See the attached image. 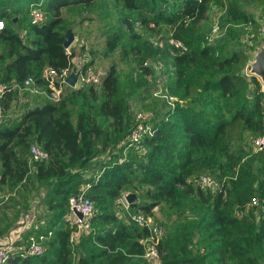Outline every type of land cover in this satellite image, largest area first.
<instances>
[{
  "label": "trees",
  "instance_id": "trees-1",
  "mask_svg": "<svg viewBox=\"0 0 264 264\" xmlns=\"http://www.w3.org/2000/svg\"><path fill=\"white\" fill-rule=\"evenodd\" d=\"M42 1L44 18L31 24L19 0H0L4 21L0 83L21 87L32 77L47 94L43 70L59 71L73 57L72 48L63 46L69 28L63 9L94 0ZM257 1L264 14V0ZM101 2H109L118 12L116 30L106 40V55L119 47L124 58L132 57L135 71L147 59L160 58L166 67L171 63L173 87L168 91L181 102L164 114L156 113L152 133H144L124 157L121 144H128L132 125L114 65L99 84L65 86L58 101L47 98L22 110L17 120L0 123V184L7 178L21 182L32 171L46 189L50 216L43 228L53 234L42 254L23 256L25 248H19L3 264H150L143 257L148 229L130 221L117 202L125 192H137L141 199L129 205L134 211L150 216L163 203L175 211L176 231L164 226L159 243L160 264H264V209L250 202L253 196L264 198V147L255 152L251 144H242L247 135L251 139L263 133L259 106L263 92L256 76L242 74L252 53L240 46V33L228 27L224 40L210 43L204 25L211 8H220L225 21L241 24L245 34L257 36L254 17L236 0ZM137 24L150 34L166 28L186 50L172 55L171 49L178 50L168 38L162 47L154 46L135 31ZM125 88L152 91L142 73L136 78L130 74ZM17 90L0 98L4 112ZM203 97L210 98L217 110L202 108ZM95 116L109 119L112 132L100 128ZM31 144L45 150L49 159L30 161ZM203 175L214 177L221 186L200 185ZM87 184L85 194L96 214L89 230L71 242L76 224L69 216L68 199ZM137 185L145 190H137ZM204 235L210 242L202 247Z\"/></svg>",
  "mask_w": 264,
  "mask_h": 264
},
{
  "label": "rangeland",
  "instance_id": "rangeland-1",
  "mask_svg": "<svg viewBox=\"0 0 264 264\" xmlns=\"http://www.w3.org/2000/svg\"><path fill=\"white\" fill-rule=\"evenodd\" d=\"M236 1L241 9H243L249 16L254 17L259 35L253 36L245 34V27L243 25L225 21L223 17L224 11L220 8L214 7L211 8L209 18L204 24L206 27L205 29L207 30L206 37L209 36V39L207 40L210 41V43H219L225 39V36H227V28L232 27L241 35L240 46L251 52L253 55L258 49V46L263 44L264 40L263 8L257 0ZM93 3L94 4L91 5H77L72 8L63 9L62 14L64 16V21L69 26L68 29L73 32L74 36L73 42L70 45L73 50V64H80L82 60L83 62H89L93 68L102 74V77L105 75L109 67L114 65L117 70L121 96L124 97V100L127 101V105L129 106L128 114L131 120V127L136 123V114L138 112H143L146 116L145 123L148 128L151 129L153 126L151 118L155 116L156 113L164 114L167 110H172V108L175 107L176 102H181L176 95H172L175 98L173 101L168 98V95H171L168 88L170 90V88L173 87L171 84L172 77L166 70L165 79L160 83H157V80H154L153 78L148 79L149 81L144 78L152 87V91L150 88L149 90L139 88L138 90L131 92L130 89L125 88L126 79L130 74L136 78L134 70L136 67L135 62L132 57L124 58L119 47L112 53L107 55L105 53L106 40L108 36L116 30V26L118 25V12H116L114 8H111L112 6L109 2L107 5H104L101 0H94ZM19 4L24 9L25 13L28 12L27 15L29 18L30 10L36 5L29 4L26 0H19ZM37 7H39V9L43 7L42 0ZM214 27H217V30L213 31ZM135 31L142 37L147 38L154 45H158L160 42L164 43L165 39L169 37V32L166 28L162 29L159 34H150L146 29L137 24ZM0 52H2L1 44ZM159 73L161 75L164 74V70H159ZM257 79L260 83V89H263V82L259 77H257ZM128 93L131 95L126 96L125 94ZM13 97V100H9L10 109H7L4 113L3 118L0 119V123L17 120L16 118L22 110L43 103L47 101L48 98L45 92L30 93L29 91L21 90L20 88H18L17 93ZM96 103L97 101L95 103L92 102V104ZM200 106L202 108L217 110L216 104L208 97H203L201 99ZM94 121L106 132H112L111 127L109 126V119L106 120L101 116H95ZM248 143H252V138L249 139V136L247 135L242 144ZM121 145H125L124 150L121 153L123 157L130 154L127 151L129 148H135L134 145ZM235 149L236 146H233V150ZM105 154L106 153L101 154L99 159L105 157ZM134 154H137V152ZM99 159L95 161L97 162ZM89 176L90 172L85 174V177ZM88 186V184L82 186L81 190L85 189L86 193ZM136 188L137 190H145L143 185H137ZM135 193L137 194V192ZM45 198L46 189L41 181L35 180L32 171L28 172L26 179L21 182H16L14 179L7 178L5 183L0 184V235L9 234V236H12L11 239H14L13 236L19 238L17 241L11 243V252L9 256L13 252L20 250L19 248H25L28 245L30 236L38 238L43 235L44 238L41 239V245L44 250L48 249V243L53 239V234L46 233L45 228H43L45 221L50 216L47 203H45ZM131 211H134V209H131ZM149 217L155 225L162 226L164 232L165 227L169 228L168 230H171L172 233L176 231L174 223L175 211L169 208L165 203L155 207L152 210V215ZM22 228H24L23 231H20V233L16 235L18 231L16 232L15 230H21ZM39 229L43 230L41 232H45L46 234H38ZM32 232L36 234H31ZM209 242L210 240L207 239L205 235L201 238L202 247L208 245ZM14 244H16V247H14Z\"/></svg>",
  "mask_w": 264,
  "mask_h": 264
},
{
  "label": "built area",
  "instance_id": "built-area-1",
  "mask_svg": "<svg viewBox=\"0 0 264 264\" xmlns=\"http://www.w3.org/2000/svg\"><path fill=\"white\" fill-rule=\"evenodd\" d=\"M37 6L38 5L33 7L29 12V21L31 24L38 23L44 18L43 12ZM3 28L4 21L0 20V30H2ZM215 30H217V27L213 28V31ZM206 38L209 39V36ZM167 41L172 48H176L178 50L175 51L171 49L170 52L172 55H175L176 52L181 53L186 50V47L181 42L174 40L171 37H168ZM154 46L162 47L163 43L160 42L158 45ZM251 61L252 56L242 69V74L246 77L254 76L250 72ZM86 64L87 62H83V60L80 64H73V60H71L68 66L59 71L52 67L45 68L42 72V78L44 79L46 87L49 90V92H47L48 98L52 101L59 100L63 88L65 86H69L66 82V79L71 73H74L75 75L73 87L99 84L102 80V74L95 68H93L92 65ZM143 67L148 68L149 71L143 72ZM161 69L164 70V74L162 75L159 73V70ZM173 69V65L168 64V66L166 67L164 62L160 58H154L145 60L143 64H141L139 69L135 71V73L136 77L138 74L142 73L143 78H145L147 81H149L148 79L153 78L154 80H157V83H160L165 79L166 70L168 74L172 75ZM16 88L29 91L30 93L44 92L41 87L35 84V80L32 77H28L21 87H19L17 84L10 85L7 83H0V98H3L7 92ZM261 92H263V96L259 101V106L261 120L263 122V133L255 138H252L251 145L255 152L261 150L264 147V88L261 89ZM168 98H170L172 101L173 99L175 100V98L171 95H168ZM4 113L5 112L3 110V107L0 105V119L3 118ZM145 117L146 116L143 112H138L136 114V123L132 127L127 137L128 146L138 144L141 141L144 133L149 135L152 133V130L148 128L147 124L145 123ZM29 159L30 161H47L49 159V154L37 144H31L29 146ZM199 184L204 187L213 188H219L221 186L219 181L210 175L201 176L199 178ZM124 195L125 193H123L121 197L117 199V202L124 208L127 218L139 226L146 227L149 231L148 237L143 240V244L145 246L143 257L148 260L150 264H160L161 252L159 250V243L162 240L164 228L162 226L155 225L149 215H146L141 211H130L129 205H127V203L125 202ZM250 202L251 205L264 209V198L253 196L251 197ZM68 204L69 216L76 224V229L70 237L71 242H74L81 231L89 230V221L96 214V207L91 199L86 196L85 189H82L81 192L76 195H71L68 199ZM74 210L79 211L82 214V219H79L75 215ZM11 237L12 236H9V234L0 235V264H3L9 258V254L11 252V243H13ZM42 238H44L43 235L38 238H35V236H30L28 245L25 247L24 252L21 254L23 256H26L27 254H42L44 252V249L41 245Z\"/></svg>",
  "mask_w": 264,
  "mask_h": 264
},
{
  "label": "water",
  "instance_id": "water-1",
  "mask_svg": "<svg viewBox=\"0 0 264 264\" xmlns=\"http://www.w3.org/2000/svg\"><path fill=\"white\" fill-rule=\"evenodd\" d=\"M73 39V32L70 29L66 30L63 42L64 48H69L73 42ZM250 72L252 75L259 77L264 84V40L263 44H260L256 52L252 55ZM74 79V73L69 74L66 79V82L69 86H74ZM124 199L127 205L134 204L138 201V197L134 192H126L124 195ZM74 213L79 219H82V214L79 211L74 210Z\"/></svg>",
  "mask_w": 264,
  "mask_h": 264
},
{
  "label": "crops",
  "instance_id": "crops-1",
  "mask_svg": "<svg viewBox=\"0 0 264 264\" xmlns=\"http://www.w3.org/2000/svg\"><path fill=\"white\" fill-rule=\"evenodd\" d=\"M72 58H73V57H72ZM72 58H71V60H73ZM129 210L131 211L130 207H129ZM23 229H24V228H22L21 230H15L16 232L18 231V233H17L16 235H18V234L20 233V231L22 232ZM14 235H15V234H14ZM13 237H14V239H12L13 242H15V241H17V240L19 239V238L15 237V236H13ZM14 247H15V246H14Z\"/></svg>",
  "mask_w": 264,
  "mask_h": 264
}]
</instances>
